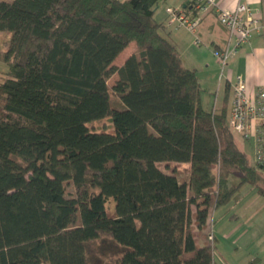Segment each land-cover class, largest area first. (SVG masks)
Here are the masks:
<instances>
[{"label": "trees", "instance_id": "16d2710c", "mask_svg": "<svg viewBox=\"0 0 264 264\" xmlns=\"http://www.w3.org/2000/svg\"><path fill=\"white\" fill-rule=\"evenodd\" d=\"M159 1L0 0V264H216L193 230L244 184L264 199V169L225 103L202 107ZM107 117L112 131L89 128ZM96 241L114 248L97 262Z\"/></svg>", "mask_w": 264, "mask_h": 264}, {"label": "crops", "instance_id": "0c3cea01", "mask_svg": "<svg viewBox=\"0 0 264 264\" xmlns=\"http://www.w3.org/2000/svg\"><path fill=\"white\" fill-rule=\"evenodd\" d=\"M162 1L165 5L161 15L162 21L155 19L163 24L162 34L167 36L175 46L182 66L196 71L201 88L200 103L205 110L217 111L225 103L228 117L233 96L232 86L237 77L243 80L247 96H254L259 89L264 91V35L254 34L247 42L241 44L227 62L221 75V68L218 70L215 64H211L212 68H210V64L204 58V55L210 52L213 55L214 50L232 46L233 40L230 43L228 42V35L218 24L214 12L209 11L204 15L197 28L196 35H193L183 27L168 26L166 24L167 7L185 8V5L189 4L187 12L190 14L193 9V0ZM215 1L219 6L230 10L238 4H246L255 12L262 9V0ZM196 37L199 39L198 45L195 44ZM216 63L219 64L218 60H216ZM5 71L6 65L0 62V82L4 78ZM201 74L202 77L199 76ZM220 75L222 78H220ZM210 96H213V98L211 99ZM237 143L253 163L252 142L243 141L238 136ZM254 195L259 196L257 192ZM261 209L264 210L262 204L259 207H249L250 215L247 226L242 223L236 226L233 225L234 221L231 220L233 216H228L229 212L218 211V209L212 211L211 226L203 230L197 228L193 230L196 243L199 246L206 244L209 231H211L213 260L216 264H264V215L262 216L263 222L251 224L250 221ZM251 226H261L263 228H261V232L258 229V232L250 235Z\"/></svg>", "mask_w": 264, "mask_h": 264}, {"label": "built area", "instance_id": "2783aa9c", "mask_svg": "<svg viewBox=\"0 0 264 264\" xmlns=\"http://www.w3.org/2000/svg\"><path fill=\"white\" fill-rule=\"evenodd\" d=\"M195 13L188 14L183 8H166V24L183 27L196 35L197 28L206 13L213 11L218 24L228 35L232 46L214 50L213 55L219 61L222 72L237 48L256 35H264V16L261 10L254 11L246 4H238L230 10L218 5L215 0H193ZM195 44L199 39L195 38ZM220 75V78H222ZM232 102L228 115V126L232 132L244 140L251 141L256 166L264 169V91L259 89L254 96H247L244 82L236 78L232 86ZM212 242V234L208 235Z\"/></svg>", "mask_w": 264, "mask_h": 264}, {"label": "rangeland", "instance_id": "374dc122", "mask_svg": "<svg viewBox=\"0 0 264 264\" xmlns=\"http://www.w3.org/2000/svg\"><path fill=\"white\" fill-rule=\"evenodd\" d=\"M121 1H125V0H121ZM165 5L164 2L161 0L158 3V6L156 8L155 11V18L158 21H162L161 19V15L163 13V9H164ZM135 46L133 43L129 44V46L116 58V60L114 61L115 65H120L124 58L129 54H131L132 51H134ZM204 58L208 61V63L210 64V68L211 64H215L218 67V70L221 68L220 64L216 63V58L212 55V53H208L206 55H204ZM203 72V71H202ZM218 75V72H217ZM200 77H202V74L199 75ZM116 77V76H114ZM111 77L110 79L107 80V84L110 87L115 78ZM211 99L213 98V96H210ZM111 102L113 105H119L120 101L119 98L115 95H111ZM89 128L93 131H106V132H110L112 131V125H111V120L109 117L104 118L102 120L99 121H95L91 124L88 125ZM160 168L164 171H169L172 164L165 168L164 164H159ZM177 177L179 180L183 181L186 180L188 178V171H189V165L188 164H181L179 166H177ZM232 181H235L234 183H236V179H233ZM65 190H66V195L67 196H73L74 195V189L71 183L66 184L65 186ZM254 193H256L254 191L253 188H251L249 185H242L239 187V189L236 191V193L232 196V198L230 199V202L222 207L217 208L218 211H226L229 212L228 216H233L231 218L233 222V225H238L240 223L244 224L245 226H247L248 222H249V207H259L260 204H262V207L264 209V199L261 196H256L254 195ZM255 197V198H254ZM108 209L110 211L111 209V205L110 203L108 204ZM256 216L251 218V224L254 223H260L263 222L262 221V216L264 215V210L261 209L260 212L255 214ZM241 229L242 226L240 225ZM261 226H251V233L250 235H253L254 233L258 232V229H260L261 232ZM209 244H212L211 242H209ZM107 247H109L107 249ZM100 248H104L103 250V255L105 256V254L107 255L110 251H112L114 248L113 246L109 245V244H103L101 241H96L94 243H90L88 245V254H89V258H91L92 261L97 262V260H101L100 258L103 257L101 252L99 251ZM121 251L123 250L122 248H120ZM96 259V260H94Z\"/></svg>", "mask_w": 264, "mask_h": 264}]
</instances>
